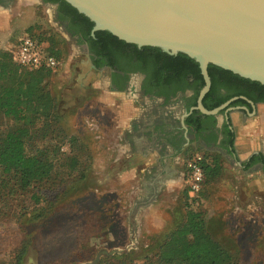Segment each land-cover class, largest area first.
Here are the masks:
<instances>
[{
	"label": "rangeland",
	"instance_id": "374dc122",
	"mask_svg": "<svg viewBox=\"0 0 264 264\" xmlns=\"http://www.w3.org/2000/svg\"><path fill=\"white\" fill-rule=\"evenodd\" d=\"M25 32L48 39L60 49V65L52 71L46 87L58 98L57 110L65 117L58 126L69 134L78 131L93 160L83 180H76L74 171L69 173L73 161L66 162L61 157L55 163L54 182L50 180L45 187L50 192L53 189L48 185L61 184L65 193L43 217L36 218L42 207L32 199V193L41 194L38 189L0 201V264H14L21 249L24 253L21 264H83L93 261L102 249L120 252L101 257L98 264L115 255L141 254L158 242L168 222L184 219L185 184L173 195L162 197L160 209L155 211L146 206L135 212L133 184L120 180L122 163L114 160L116 151L112 145L116 144V138L108 125L113 124L110 119L115 108L102 103L110 94L88 71L90 66L81 48L57 28L50 8L39 6L36 0H16L7 8H0V51L12 54ZM244 125L238 127V133ZM6 126L7 121L0 115V132ZM238 136L241 148L249 152L253 148L248 143L250 138ZM258 138L264 140V135ZM35 143V147L43 146ZM188 147L184 158L208 153L220 162V175L204 180L195 203L204 215L209 234L228 248L237 244L235 264H264L262 208L257 205L251 211L245 191L238 193L236 199L231 197L232 166L218 153L196 149L193 145ZM62 151L67 154V147ZM258 200L260 204L261 198L255 199Z\"/></svg>",
	"mask_w": 264,
	"mask_h": 264
},
{
	"label": "trees",
	"instance_id": "16d2710c",
	"mask_svg": "<svg viewBox=\"0 0 264 264\" xmlns=\"http://www.w3.org/2000/svg\"><path fill=\"white\" fill-rule=\"evenodd\" d=\"M61 2L77 17L84 20L87 30L83 36L93 40L89 38L93 24L71 6ZM25 33L38 42H47L46 54L54 56L59 61L60 49H57L54 43ZM102 34L119 44L128 45L107 32H96L94 38L97 39ZM128 46L136 48L134 45ZM145 49H153L161 53L156 48L145 47ZM185 59L194 63L187 56ZM217 69L234 75L220 68ZM51 74V70L43 69L28 72L12 61V54L0 51V115L8 123V126L0 132V201L38 189L41 194L32 193L34 203L42 207L36 218L43 217V213L65 193L61 184L48 185L49 189H53L50 192L45 187L50 180L54 182L55 163L61 157L66 162L73 161V169H70L69 173L74 171L76 180H83L93 160L78 131L69 134L58 126L60 120L65 117L57 110L58 98L46 87V81ZM198 91L199 88L196 96ZM218 103L205 105V108L213 110ZM195 106L196 99L191 100L187 108ZM194 113L196 112L192 115ZM190 119L192 120V116L186 123L192 125L193 121ZM35 142L43 143V146L35 147ZM64 147H67V154L62 151ZM206 154H201L204 180H213L220 175L218 174L220 162L217 158ZM188 192V188L185 187L184 219L180 222H168L158 242L149 245L141 254L132 253L133 257L126 254L115 255L104 258L100 264H235L238 258L237 244L232 246L233 249L228 248L226 244L209 234L204 215L195 207L200 193L189 196ZM23 255V249L19 250L13 263L21 264Z\"/></svg>",
	"mask_w": 264,
	"mask_h": 264
},
{
	"label": "flooded vegetation",
	"instance_id": "af4514ba",
	"mask_svg": "<svg viewBox=\"0 0 264 264\" xmlns=\"http://www.w3.org/2000/svg\"><path fill=\"white\" fill-rule=\"evenodd\" d=\"M13 1L16 0H0V8H7ZM61 1L36 0L39 6L52 10L57 28L81 48L90 66L88 71L103 83L108 94L131 92L137 94L142 102L148 100L156 116L152 122L155 127L165 124L164 120L171 119L176 110L181 113L182 118L173 122L178 127L185 126L188 146L193 145L194 148L207 152L214 151L229 165L241 160L240 156L247 151L238 142V127L248 120V116H256L264 109L263 85L209 65L207 73L210 88L202 99V105L205 108V105L221 102L214 109L221 108L212 116L203 115L196 110L184 117L193 108H187L191 100L196 99L197 105L198 94L204 86L199 65L195 61H187L183 54L170 56L145 47L133 48L128 46L132 44H119L103 34L95 39L89 32V38L93 40H88V37L83 36L87 24ZM193 112L196 113L192 115ZM233 114L237 115L235 121L232 119ZM191 116L193 124L189 125L186 122ZM197 128L200 130L197 131ZM257 142L258 151L250 150L241 164L262 166L264 169V147L260 146V138Z\"/></svg>",
	"mask_w": 264,
	"mask_h": 264
},
{
	"label": "water",
	"instance_id": "95a60500",
	"mask_svg": "<svg viewBox=\"0 0 264 264\" xmlns=\"http://www.w3.org/2000/svg\"><path fill=\"white\" fill-rule=\"evenodd\" d=\"M92 24L118 40L183 54L199 65L204 86L192 111L215 115L202 99L210 88L207 67L214 65L264 86V0H62ZM183 128L185 126L183 125ZM117 250H100L93 261Z\"/></svg>",
	"mask_w": 264,
	"mask_h": 264
},
{
	"label": "crops",
	"instance_id": "0c3cea01",
	"mask_svg": "<svg viewBox=\"0 0 264 264\" xmlns=\"http://www.w3.org/2000/svg\"><path fill=\"white\" fill-rule=\"evenodd\" d=\"M137 97V94L131 92L110 93L102 103L115 108L110 119L113 124L108 125L116 138V144L112 145L116 151L114 160L122 163L119 167L120 180L133 184L131 193L136 199L135 212L146 206L155 208L156 211L163 205L162 197L178 192L183 184L186 187L183 160L189 140L185 128L182 125L178 127L173 122L182 118L180 112L175 110L171 119L164 120L165 124L155 127L152 122L156 116L150 102H142ZM235 118L237 115L233 114L234 121ZM247 119L245 127L238 134L248 136V143L253 146L251 151L256 152L257 139L259 135H264V109ZM261 142L260 146L264 147V140ZM241 161L242 159L230 165L231 197L236 199L238 193L245 191L247 207L252 211L257 205L260 206L264 217V169L262 166L246 168ZM259 198L260 204L259 200L255 201ZM262 226L264 231V223Z\"/></svg>",
	"mask_w": 264,
	"mask_h": 264
},
{
	"label": "built area",
	"instance_id": "2783aa9c",
	"mask_svg": "<svg viewBox=\"0 0 264 264\" xmlns=\"http://www.w3.org/2000/svg\"><path fill=\"white\" fill-rule=\"evenodd\" d=\"M47 48L48 43L38 42L25 33L18 39L17 46L12 52V61L28 72L40 69L53 71L60 63L54 56L46 54ZM202 161V155L197 153L183 160L186 187L191 196L198 195L202 189L204 182Z\"/></svg>",
	"mask_w": 264,
	"mask_h": 264
}]
</instances>
